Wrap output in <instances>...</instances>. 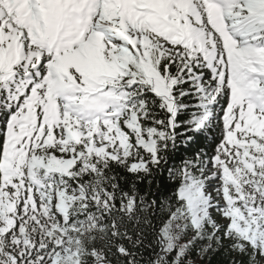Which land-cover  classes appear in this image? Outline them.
Masks as SVG:
<instances>
[{
	"label": "snow or ice",
	"instance_id": "6c2138e0",
	"mask_svg": "<svg viewBox=\"0 0 264 264\" xmlns=\"http://www.w3.org/2000/svg\"><path fill=\"white\" fill-rule=\"evenodd\" d=\"M0 264H264V0H0Z\"/></svg>",
	"mask_w": 264,
	"mask_h": 264
}]
</instances>
